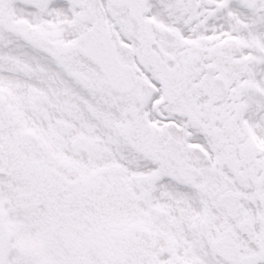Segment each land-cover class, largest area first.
<instances>
[{
	"label": "snow or ice",
	"instance_id": "1",
	"mask_svg": "<svg viewBox=\"0 0 264 264\" xmlns=\"http://www.w3.org/2000/svg\"><path fill=\"white\" fill-rule=\"evenodd\" d=\"M0 264H264V0H0Z\"/></svg>",
	"mask_w": 264,
	"mask_h": 264
}]
</instances>
